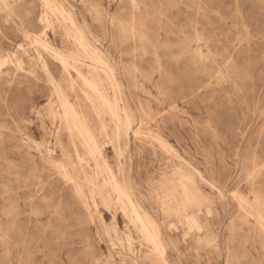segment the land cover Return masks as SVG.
<instances>
[{
	"label": "rangeland",
	"instance_id": "rangeland-1",
	"mask_svg": "<svg viewBox=\"0 0 264 264\" xmlns=\"http://www.w3.org/2000/svg\"><path fill=\"white\" fill-rule=\"evenodd\" d=\"M0 264H264V0H0Z\"/></svg>",
	"mask_w": 264,
	"mask_h": 264
},
{
	"label": "bare ground",
	"instance_id": "bare-ground-1",
	"mask_svg": "<svg viewBox=\"0 0 264 264\" xmlns=\"http://www.w3.org/2000/svg\"><path fill=\"white\" fill-rule=\"evenodd\" d=\"M72 19V18H71ZM65 23V22H64ZM75 31V30H74ZM79 32V31H78ZM74 37H75V39L79 42V45H80V47H83V48H85V45H84V43L82 42V36L80 35V33L78 34V33H76V34H74ZM42 43V42H41ZM44 46H49V44L46 42V41H44ZM47 49V48H46ZM97 49V48H96ZM104 50V49H103ZM105 52V51H104ZM94 54H95V52H94ZM97 54V53H96ZM55 56V55H54ZM72 56V55H71ZM78 57V56H77ZM57 59V58H56ZM59 60L61 61V63H62V66H63V68H65V70H69V68L71 67V64H70V62H69V60L66 58V57H64V56H61V55H59ZM95 61H97L98 63H103V61H102V59L99 57V56H96L95 57ZM105 62V61H104ZM99 66V65H98ZM75 68V70L79 73V75L81 74V72L76 68V67H74ZM91 68H92V66H91ZM104 69V68H103ZM74 70V69H73ZM118 70V69H117ZM95 71V70H94ZM98 71V70H97ZM67 72V71H66ZM96 72V71H95ZM107 74V72L105 73V75ZM108 75V74H107ZM70 76V75H69ZM111 76V75H110ZM85 82H86V84H89L90 85V81L88 80V79H83ZM99 80V79H98ZM99 84V83H98ZM101 85V84H100ZM114 85V84H113ZM73 87V86H72ZM88 87V86H87ZM102 87V86H101ZM115 87V86H114ZM94 93H95V95H97V96H99V97H101V102L102 103H104V104H106L107 102H108V99H107V97L99 90V89H97V88H95L94 89ZM119 93V92H118ZM121 93V92H120ZM84 94V93H83ZM85 99V98H84ZM110 99V98H109ZM120 100V99H119ZM65 104H67V105H70L69 104V102H68V100L65 102ZM107 106V105H106ZM64 107V106H63ZM70 107H71V105H70ZM72 114V113H71ZM73 114H74V112H73ZM72 114V115H73ZM125 114V113H124ZM70 115V114H69ZM72 117V116H71ZM120 119V118H119ZM128 119V118H127ZM76 120V119H75ZM74 120V121H75ZM100 121V120H99ZM76 123V122H75ZM131 123V122H130ZM124 124V123H123ZM102 125V124H101ZM75 127H76V125H75ZM85 131V130H84ZM79 132H80V134H81V132H82V130H79ZM126 133V132H125ZM83 134V133H82ZM154 136V135H153ZM75 137V136H74ZM156 137H157V135H156ZM120 141V140H119ZM116 142V141H115ZM117 143V142H116ZM93 144H95L94 142H93ZM84 173V172H83ZM85 174V173H84ZM195 179V178H194ZM92 180V179H91ZM116 181V180H115ZM106 183V182H105ZM133 183V182H132ZM113 186V185H112ZM184 187V186H183ZM117 188V187H116ZM119 188H120V186H119ZM186 190V189H185ZM117 192V191H116ZM185 192V191H184ZM118 194V193H117ZM119 196V195H118ZM187 197V196H186ZM191 197H193V196H191ZM188 199V198H187ZM127 202V201H126ZM241 202H243L242 200H241ZM133 206V212H134V214L136 215V218L137 219H139V221H140V224H141V229H142V231L154 242V245H156V247H160L161 246V240H160V232H159V230H158V228H157V226L155 225V223H154V221H152V219H150V216L148 217V215L146 214V213H141L140 212V210H139V208H138V206L137 205H135V204H133L132 205ZM247 206V205H246ZM263 224V223H262ZM142 234V233H141ZM152 242V243H153ZM158 249V248H157ZM161 249V248H160Z\"/></svg>",
	"mask_w": 264,
	"mask_h": 264
}]
</instances>
